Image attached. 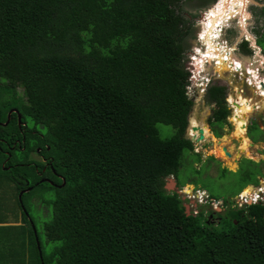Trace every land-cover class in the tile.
Wrapping results in <instances>:
<instances>
[{
	"label": "trees",
	"instance_id": "1",
	"mask_svg": "<svg viewBox=\"0 0 264 264\" xmlns=\"http://www.w3.org/2000/svg\"><path fill=\"white\" fill-rule=\"evenodd\" d=\"M181 1L0 0V179L21 216H0V264H264V202L210 222L163 188L168 176L183 185V150L199 160L185 136L193 22ZM257 42L264 53V32ZM224 89L205 90L214 136L229 115ZM158 122L172 134L160 137ZM41 168L63 185L38 183L17 198ZM35 189L49 207L40 209L47 253L23 203Z\"/></svg>",
	"mask_w": 264,
	"mask_h": 264
},
{
	"label": "rangeland",
	"instance_id": "2",
	"mask_svg": "<svg viewBox=\"0 0 264 264\" xmlns=\"http://www.w3.org/2000/svg\"><path fill=\"white\" fill-rule=\"evenodd\" d=\"M256 1L264 2V0ZM209 5H211V3H207L206 0H182L180 2L179 12L185 18L193 22L192 31L185 37L184 41L183 63L187 65L188 70L190 69V57L187 55V53L192 49V51L196 52L193 46L198 47L197 50L202 49L199 42H195V38H197V28L195 27V23L198 20L199 14ZM247 10L249 12L250 18L246 23V25L248 24L246 29L248 33L251 34L249 29L250 26H252V32L257 37L261 34V32H264V7L257 12L258 7H256V5L250 4L247 7ZM254 11H256L257 15L254 13ZM189 15H192V17ZM230 25L231 29L224 35L227 40L229 39V43H232L236 38V28L234 26V22L230 23ZM216 31L217 30L213 32V36L216 35ZM215 52L217 51L215 50ZM234 53L236 58H242L244 60L245 56H250L241 50H237ZM207 57L209 61L210 58L216 57V54L211 57V52L206 48L204 52H199L198 60L202 59L203 63V58L205 59ZM249 61H251L252 65H254L253 59H246L242 64L248 63ZM243 66H246V64ZM218 67L222 68L217 70L216 68ZM198 69L200 71V75L208 78V85L222 84L225 87V100L233 107L230 109L231 115L226 118L227 120H230V124H223L221 126L220 135L214 136L207 123V117L211 111V104L205 101L204 95L206 88L204 86V90H202V88L199 89L201 86H197L196 83L188 84L187 94L188 97L192 99V106L188 114V121L192 125H196L203 129L202 140H192V150L199 154V160L188 151L183 150L178 171V182L183 185L179 187L174 185L173 188L169 189V178H165L163 186H165L164 188L168 192L175 190L177 191L178 197L181 200V204L184 206V212L186 214L191 213V211L193 213H197L198 211L202 213V209H210L211 211L215 212L219 211L222 216L228 210H224L226 207L220 206L219 203L222 201L228 202V200L231 203L233 198L235 196L237 197L235 194L240 188L244 186L243 191H246L248 188V186H246L247 183H257V176L264 177V140L261 138L259 133L260 130L264 133V101L261 100L262 97L264 98V95L262 96L261 89L256 88L258 85H254V81L264 78V69L261 67L258 68V74L260 77L257 76L256 79H253L252 74V78L247 77L248 84L244 82L243 77L247 73V70H241L236 73L229 72L228 68H226L222 61H219V64L216 62V60L215 62L211 61L210 64H201L200 66L198 65ZM240 75L241 77H239ZM17 91L18 94H20L19 88H17ZM239 118V121L243 123V132L240 134L237 132ZM245 122L246 130L244 131ZM189 123L187 124L186 129L188 128ZM155 126L158 130L159 136L162 138L171 135L173 132L172 127L168 124L158 122L155 124ZM227 129H230L229 133H226ZM192 132L196 133V131H192L190 129L189 131L185 130V136L190 138L191 134H193ZM242 139H247L248 141L250 140L253 143L249 144V148L252 153L251 155H245L242 153ZM222 146H225L229 152L233 154H231L229 158H238L239 161L237 163H230L231 159L229 160L228 157H225L222 154L220 149ZM209 156H212L214 159L211 160L207 158ZM30 158L38 159V156L36 153H30ZM246 159H251L252 161L256 162L254 165L251 164L254 166V168L249 165V162H247ZM221 167L226 168L228 171L221 173ZM38 191L39 189H35V194L24 196L23 203L39 233V237L43 244L42 250L44 253H47L50 243L44 241L45 236L43 235V231H41V223L45 219V217H42L41 211L42 213H46L47 210H49V207L40 205L41 199H38L39 196H36V192ZM190 193H197L196 197L193 198ZM199 193L200 195H198ZM201 193L204 195H209V197H206L205 202L201 201V203H198L195 200L202 196ZM215 198L216 200H212ZM234 201L238 202L240 206L242 205L240 200L234 198ZM205 214L203 216L205 217L206 221L215 222L216 218L215 220L208 219ZM218 214L219 213H213V217L217 216ZM1 215L6 223H21V216L16 204V195L13 185L11 182H7V180L4 178L3 180L0 179V216ZM13 216H16V218H13ZM221 216L219 217L221 218ZM48 264H55V262Z\"/></svg>",
	"mask_w": 264,
	"mask_h": 264
},
{
	"label": "water",
	"instance_id": "3",
	"mask_svg": "<svg viewBox=\"0 0 264 264\" xmlns=\"http://www.w3.org/2000/svg\"><path fill=\"white\" fill-rule=\"evenodd\" d=\"M219 0H214L211 5H209L208 7H206L200 14L198 17L197 22L195 23L198 28H197V35L195 38V42H199V44L201 45L202 49L197 50L198 47L193 46L195 51L190 50L187 55L190 57V68L195 66L194 63V57H199V52H204L206 50V46L208 44V41L210 40L211 45L215 48V50L217 51L218 55L217 57H213L210 58L208 61V57L207 58H203V63L204 64H210V62H215V60L219 57L220 59H222V62L224 63V65L228 68L229 72L232 73H236L238 71L241 70H247V73L245 74V76L243 77H251L253 76V79H256L257 76L260 77V75L258 74V68H262L264 69L263 66V62H264V55H262L259 52V48L258 46L255 44L254 42V38L252 37L251 34L248 33L247 29H246V23L249 20L250 16H249V12L247 10V7L250 4L256 5V6H261L263 3H260L256 0H220L221 4H224L225 7L223 8L222 12L218 11V14L216 15V11L213 13L215 15L216 18H214V16H212V14L207 11L209 8H213L214 6L217 5ZM231 2H234V5H232L231 7L229 6V4ZM231 5V4H230ZM218 7H221V5H219ZM229 10H233L230 11V14H228ZM234 10H236L234 12ZM222 14V15H221ZM210 15L211 18H213L211 20V25L214 27V29H217V33L215 36H213V30L212 33L209 34V36H211L210 38L207 36L206 34V28H208L209 26L207 25V23H204V19L207 18V16ZM234 22V26L236 28V38L235 40H233L232 43H227V41L224 38V30L227 27H230V23ZM199 29V30H198ZM245 39L248 42V46L254 50V53L251 54L249 57L245 56V60L246 59H253L254 65H252V62L249 61L248 63H244L246 64V66H243L244 64H242L245 60L244 59H239L235 57V53L234 50L236 49V45L240 42V40ZM203 42V44L201 43ZM198 52V55H197ZM199 59V58H198ZM228 64L229 67H228ZM185 69L188 70L187 65H185ZM204 69V66H203ZM190 70H188L189 72ZM191 71L194 73L193 68L191 69ZM248 74V76H247ZM252 74V76H251ZM200 72L197 75V78H199ZM241 77V75L239 76ZM262 77V76H261ZM252 79V80H253ZM262 79V78H260ZM261 86L263 87V84L261 83ZM15 110V109H13ZM10 111L7 112V116L9 114ZM19 120V115L17 114V122ZM5 123V122H4ZM3 123V124H4ZM189 123V121H188ZM189 128L192 131H196V133L194 132L191 137L190 140H194V141H199L202 140L203 138V134H202V130L200 127L196 126V125H191V123H189ZM244 129H246V125H244ZM230 129L226 130V133H229ZM252 144V142H251ZM221 151L223 156L225 157H230L231 153L229 151H227L226 147L222 146L221 147ZM233 161H235V163H237L238 158L234 159ZM43 180H46L45 178H41L39 179V182H42ZM169 186L171 188L174 187L175 183L173 181V179L169 178ZM247 186H252V184H247ZM165 187V186H164ZM28 188H24L22 189L20 192H18L17 197L19 198L20 194L24 191H27ZM215 200V199H214ZM34 234V231H33ZM35 237V242H36V246L38 248V241L36 239V236L34 234Z\"/></svg>",
	"mask_w": 264,
	"mask_h": 264
},
{
	"label": "flooded vegetation",
	"instance_id": "4",
	"mask_svg": "<svg viewBox=\"0 0 264 264\" xmlns=\"http://www.w3.org/2000/svg\"><path fill=\"white\" fill-rule=\"evenodd\" d=\"M258 2H260V3H263L261 6H256V7H258V10H257V12L258 11H260V9L261 8H263L264 7V2H261V1H258ZM254 13L257 15V13H256V11H254ZM258 14H261V13H258ZM196 28H198V26L196 25L195 26ZM231 29V27H227V28H225V30H224V34L227 32V31H229ZM249 29V28H248ZM250 32L254 35V33L252 32V26H250ZM255 36V35H254ZM258 37V36H257ZM256 37V38H257ZM224 38H225V35H224ZM225 40L227 41V43L229 44V39L227 40L226 38H225ZM256 41H257V39H256ZM242 42V41H241ZM240 42V43H241ZM239 43V44H240ZM239 44H237L236 45V49L234 50V52H236L237 50H241V48H240V46H239ZM245 53V52H244ZM234 102V101H233ZM225 103H226V106L228 107V109H229V115H231V112H230V109H232L233 107H232V105L230 104L229 105V103H227L226 102V100H225ZM211 104V106H213V104L212 103H210ZM211 106H210V108H211ZM11 109V108H10ZM8 110V111H11V110ZM14 109V108H13ZM7 111V112H8ZM229 115H227V117H229ZM236 115V114H235ZM226 117V118H227ZM235 117V116H234ZM6 120H7V116H6ZM227 120V119H226ZM239 120H240V118L238 119V122H239ZM4 122H1V124H3ZM227 124H230V120H227ZM245 125H246V122H245ZM189 126H188V128L186 129V130H188L189 131ZM228 130V129H227ZM192 135V134H191ZM246 136V135H245ZM189 138V137H188ZM190 139V138H189ZM23 142V139L21 138V139H19V138H17V137H15L14 139H13V141L11 142V143H13V144H19V143H22ZM191 142H192V140H191ZM38 148H36L35 149V152H38ZM39 159L40 160H42V161H44V159H43V157L41 156H39ZM238 161H239V159H238ZM237 161V162H238ZM51 171V175H53V176H57V177H59V175L58 174H56L54 171H52V170H50ZM43 173H44V168H41V173L40 172H36V175L37 176H39L36 180H34L31 184H29L28 186H27V188L29 189V188H31L33 185H35V186H38V183L40 184V183H42V182H45V183H47V184H54V185H56V186H61V185H63V182H64V180H63V178L61 179V182H60V184H57V183H55V182H53V180L49 177V176H47V175H43ZM257 175V174H256ZM256 175H255V177H256ZM41 178H45L46 180H43L42 182H39V179H41ZM167 178H170L169 176L167 177ZM172 178V177H171ZM261 177L260 176H257V183H258V180L260 179ZM173 179V178H172ZM163 188H164V186H163ZM165 189V188H164ZM166 190V189H165ZM176 191V190H175ZM209 197V196H208ZM228 200V199H227ZM224 203H226V204H224ZM220 204V206H223V207H226L224 210H227V209H230V208H233L234 207V204L232 203V201H231V203H230V201L228 200V202H221V203H219ZM222 208V207H221ZM220 210V209H219ZM209 211V212H208ZM204 213H206L205 215L207 216V218L208 219H214L215 220V218H216V220H215V222L216 221H218V219L220 218L219 216L221 215L220 214V212L219 211H217V212H215V211H211L210 209L209 210H204ZM213 213H219V216L217 215V216H214L213 217Z\"/></svg>",
	"mask_w": 264,
	"mask_h": 264
},
{
	"label": "bare ground",
	"instance_id": "5",
	"mask_svg": "<svg viewBox=\"0 0 264 264\" xmlns=\"http://www.w3.org/2000/svg\"><path fill=\"white\" fill-rule=\"evenodd\" d=\"M231 4V5H230ZM229 4V6L231 7L232 5H234V2H231ZM219 5H221V7H218ZM225 7V5L224 4H221L220 3V0L218 1V3H217V5L216 6H214L213 8H209L207 11H209L211 14H212V16H214V18H216L215 17V15L213 14L215 11H216V15L218 14V11H220V12H222V10H223V8ZM230 11H233V10H229L228 11V14H230ZM236 10H234V12H235ZM222 15V14H221ZM213 18H211L210 17V15H208L207 16V18H205L204 19V23H207V25L209 26L208 28H206V34H207V36L208 37H210L209 36V34L210 33H212V30H213V26L211 25V20H212ZM215 30H217V29H214L213 30V32L215 31ZM203 43V42H202ZM207 50L208 51H210L211 52V57L213 56V55H215L216 54V57H217V55H218V53L217 52H215V49H214V47L211 45V43H210V40L208 41V44H207ZM195 60H198V58L197 57H194V63H195V66L193 67V71H194V77H197V75H198V73L200 72L199 71V69H198V65L200 66L201 64H202V59H200V60H198V61H195ZM219 61H222V59H220L219 57L216 59V62H218V64H219ZM229 65L230 64H228V67H229ZM219 68L221 69L222 67H218V68H216L217 70H219ZM227 68V67H226ZM250 82V81H249ZM261 94H262V96L264 95V91H262L261 90ZM262 101H264V98L262 97V99H261ZM246 119V118H245ZM192 125V124H191ZM238 130H237V132L240 134L241 132H243V123H241L240 121H239V123H238ZM201 128V127H200ZM201 130H202V134H203V129L201 128ZM193 133V132H192ZM211 133V132H210ZM242 136V135H241ZM214 138V137H213ZM242 142H243V145H242V147H241V151H242V153H244L245 155H251L252 153H251V150H250V148H249V144H251V142H249L247 139L245 140V139H242L241 140ZM246 142V143H245ZM225 147V146H224ZM220 149H221V147H220ZM227 149V148H226ZM227 151H229L228 149H227ZM232 154V153H231ZM233 155V154H232ZM229 158V157H228ZM231 158H229V160H230ZM235 158H232L231 160H230V163L231 162H235V161H233ZM229 160H227V161H229ZM252 186H248V188L246 189V190H252ZM246 192V191H245Z\"/></svg>",
	"mask_w": 264,
	"mask_h": 264
},
{
	"label": "built area",
	"instance_id": "6",
	"mask_svg": "<svg viewBox=\"0 0 264 264\" xmlns=\"http://www.w3.org/2000/svg\"><path fill=\"white\" fill-rule=\"evenodd\" d=\"M193 67H191L189 70V74H188V76H187V81H188V84H190V83H196L197 84V86H201V87H199V89L200 88H202V90H204V86H205V88L207 87V85H208V82H209V80H208V78L207 77H205V76H199V78H197V77H194V73L191 71V69H192ZM203 80V81H202ZM247 80V77H244V82L246 83V84H248L247 82H248V80ZM191 81V82H190ZM193 81V82H192ZM252 82H253V80H252ZM251 83V82H250ZM261 83L263 84L264 83V78H262V79H257L256 81H254V85L255 86H257L258 85V87H256L257 89H261L262 91H264V87H262L261 86ZM188 84H187V86H186V93H187V87H188ZM188 95V94H187ZM259 191H261V187L260 186H257L256 187V189L254 190V191H252V192H245V191H243V190H241L239 193H238V195H237V197H236V199H238V200H240L241 201V203H242V205L243 204H246V203H249V202H256L257 200H264V193H259ZM196 194L197 193H190V195L191 196H195L196 197ZM198 195H200V193L198 194ZM201 197H199L198 198V201H203L206 197H207V195H204V194H202L201 193ZM234 203H235V205H236V207H240V205L238 204V202H235L234 201Z\"/></svg>",
	"mask_w": 264,
	"mask_h": 264
},
{
	"label": "clouds",
	"instance_id": "7",
	"mask_svg": "<svg viewBox=\"0 0 264 264\" xmlns=\"http://www.w3.org/2000/svg\"><path fill=\"white\" fill-rule=\"evenodd\" d=\"M214 1V0H213ZM212 1V2H213ZM212 2H210V3H212ZM195 26H196V24H195ZM251 35H252V37L254 38V42H255V44L258 46V48H259V52L262 54V55H264V53H263V51H262V48H261V46L258 44V42L256 41V39L258 38H256V36H254L252 33H251ZM241 41H245L246 42V46L249 48V52H245L247 55H251V54H253L254 53V50H252L249 46H248V42L245 40V39H242V40H240V42ZM239 42V43H240ZM238 43V44H239ZM263 66H264V62H263ZM252 83V82H251ZM263 86H264V83H263ZM246 129H244V131H245ZM250 141V140H249ZM251 142V141H250ZM253 144V143H252ZM257 182V181H256ZM247 184H252V183H247ZM247 186V185H246ZM257 186H260L261 187V191H259V193H264V177H261L259 180H258V183H254V184H252V190H246L247 192H252V191H254L255 189H256V187ZM244 189V186L242 187V188H240L239 190H238V192L235 194V195H238V193L241 191V190H243ZM179 190V189H178ZM177 192V191H176ZM209 195H207V197H208ZM195 197V196H194ZM193 197V198H194ZM234 198H236V196L234 197ZM234 198H233V201H232V203L234 204V206L236 207V205H235V203H234ZM205 200H206V198L203 200V202H205ZM212 200H214V199H212ZM215 200H216V198H215ZM195 201H197L198 203H201V201H198V199H196ZM258 202H264V200H257L256 202H249V203H258ZM249 203H246V204H249ZM244 205V204H243ZM243 205H241V206H243ZM240 206V207H241Z\"/></svg>",
	"mask_w": 264,
	"mask_h": 264
},
{
	"label": "crops",
	"instance_id": "8",
	"mask_svg": "<svg viewBox=\"0 0 264 264\" xmlns=\"http://www.w3.org/2000/svg\"><path fill=\"white\" fill-rule=\"evenodd\" d=\"M18 195V194H17ZM18 198V197H17ZM6 223V222H5ZM6 224H9V223H6ZM12 224V223H11Z\"/></svg>",
	"mask_w": 264,
	"mask_h": 264
}]
</instances>
